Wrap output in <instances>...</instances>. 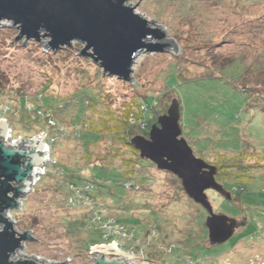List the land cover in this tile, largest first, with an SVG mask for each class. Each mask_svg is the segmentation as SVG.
<instances>
[{
  "label": "rangeland",
  "instance_id": "rangeland-1",
  "mask_svg": "<svg viewBox=\"0 0 264 264\" xmlns=\"http://www.w3.org/2000/svg\"><path fill=\"white\" fill-rule=\"evenodd\" d=\"M217 2L133 0L132 3H140L141 14H152V20L162 22L168 37H174L182 48L178 53L168 49L141 54L134 66L132 82L104 75L101 67L78 53L77 42L74 47L53 53L37 40H14L19 29L10 20H3L0 99L8 101L10 92L22 91L31 100L42 92L59 118L86 116L97 121L107 117L114 123L116 116H126L135 110V100L141 96H156L157 100L160 97L156 110L161 114L167 112L175 96L181 105L182 135L195 155L219 166L218 163H227L231 157L235 159L248 151L247 159L238 162L237 171L244 172L242 165L258 163L257 159L264 157V0ZM89 99L91 103L87 105ZM154 115L148 114L150 126L158 120V115L157 118ZM10 118L17 129L12 138L18 139V135L23 138L27 133L22 130L23 124L15 117ZM131 120L145 128L144 122L133 117ZM97 137L86 136L83 146L76 138L59 139L55 148L59 154L55 157L68 167L74 165L76 172L81 173L76 181L91 175L96 180L113 178L117 171L109 163L119 165L124 159L134 161L135 173L154 178L144 184L146 191L127 190L116 184L110 186L112 192L101 187L111 204L106 218L111 214L123 215L124 208V215L131 222L118 225L112 232L114 235L104 241L92 219L96 211L90 208V213L84 204L75 206L76 199L61 194L55 178L45 177L39 184L40 177L24 199V209L11 212L19 230H30L37 237L26 241L18 256L38 257L48 263L94 264L92 257L98 252L92 251L93 246L114 241L120 250L134 256L130 259L111 253L107 255L110 259L121 258L135 264H185L179 259L190 258L188 248L195 242L191 255L195 264H264V169L251 171L253 178L247 181L242 200L238 189L232 194L235 201L217 191H207L214 211L236 218L240 225L227 241L207 240L204 244L200 230L207 215L202 205L185 195L181 179L158 169L154 163L139 164V155L114 141L108 132L92 144ZM10 138L8 142H12ZM50 153L51 160L44 166L47 173L40 176L48 175V167L56 161L52 150ZM55 169L51 167L49 171L53 173ZM226 170L221 172L225 181H235L228 178ZM106 222L101 223L103 227L106 224L103 236L111 234L109 229L115 224ZM123 227L130 233L123 231ZM173 231L176 237L172 236ZM127 234H131L128 239ZM171 250L173 257L169 255Z\"/></svg>",
  "mask_w": 264,
  "mask_h": 264
},
{
  "label": "water",
  "instance_id": "water-1",
  "mask_svg": "<svg viewBox=\"0 0 264 264\" xmlns=\"http://www.w3.org/2000/svg\"><path fill=\"white\" fill-rule=\"evenodd\" d=\"M133 0H0V27L10 20L19 29L14 40H37L54 52L80 43L78 53L90 58L102 68L104 75L133 81L134 66L143 53H178L182 46L168 37L166 27L152 20V14H141L140 3ZM76 48V47H75ZM181 110L173 100L165 114L158 117L149 130V137L138 134L131 143L140 156L158 169L169 171L181 179L186 193L208 211L207 227L212 243L230 239L240 223L236 218L215 212L208 190L231 198L217 180L218 167L195 155L182 135ZM27 140L32 146L9 143L12 128L6 118H0V264H66L48 263L38 257L17 255L26 241L35 240L30 230L21 231L12 218V210L23 209L24 199L39 180L40 167L47 163L48 148L43 136ZM94 264H135L107 255H127L113 241L97 244Z\"/></svg>",
  "mask_w": 264,
  "mask_h": 264
},
{
  "label": "trees",
  "instance_id": "trees-1",
  "mask_svg": "<svg viewBox=\"0 0 264 264\" xmlns=\"http://www.w3.org/2000/svg\"><path fill=\"white\" fill-rule=\"evenodd\" d=\"M214 1L218 3L217 0H214ZM75 45L78 51L82 47L81 45L79 46L78 43L77 44L75 43ZM10 94H11L9 98L10 100L8 99L7 101V99L5 100V98L0 99V106H1L0 115H2V117H6V118L8 117L7 119L9 121L10 127L12 128V132H13L12 137H15L14 132L17 129L14 127L12 118L9 119V116L15 117V120L17 119L16 121L23 124L22 130L27 132L24 137L31 138L38 134H42V133L47 134L48 140L50 138L55 137L53 141H50V147L53 153L52 156L56 159V161L53 160V163H51L50 165L51 167H54L57 169H55V172L52 173L51 171H49L51 167H48V175H42L41 181L39 182V184L44 180L45 177L47 179L55 178L56 184L58 188L60 189L61 194H63L64 196L72 195V197L76 199L77 203H75V206H77L78 204L79 206H82V204H84L85 208L89 209L90 213L92 212L91 209H93V211L95 210L96 213L92 215V219L97 223L95 230H97L100 233L101 238L104 241L110 238V236L108 237L103 236V233L106 232V229L101 225L102 222L107 223L106 220H110V221H113L116 225H121V224H125L126 222L127 223L131 222L129 218L124 215V211H125L124 208L122 211V214L124 216L123 215L115 216V214H111L110 218H106L107 208L111 209V204L107 202L108 196H105L104 192H102L101 190V187H108L109 188L108 190L112 192V189L110 188V186H112L113 184H116L117 186L124 187L127 190H133V191L137 190V192L146 191L144 188L145 187L144 184L149 183V180L154 179V178H152L151 176L145 177L143 173H135L133 171L134 169L132 168L133 167L132 165H134V161L130 159H124L122 160V163H120L119 165H115L113 162L109 163V165H112V167L117 171L116 176H114L113 178L97 177V180H96L95 177H93L92 175L89 178L83 177L81 175L82 180L76 181V179L80 176L81 173L78 174L76 172V169L74 168L73 164H72L73 167H70V166L68 167L66 164L59 162L58 158L55 157V154L56 155L59 154L58 151L55 150V148H57V146L59 145L60 140L71 138V137L74 139L76 138V140H79L81 145L83 146L84 139L88 135L98 136L97 138L92 139V144H95L97 140H100L103 137V134L105 132H108L109 135L113 137L114 141L119 142V144H122L127 148H131L132 151H134L135 153H137V155H139V158H138L139 164L140 163L146 164L147 162H151L140 156V152L131 143V139L133 136L138 135V134H141L144 136L148 135V129L152 125L150 126V122L147 117L150 112L154 113L155 114L154 116L156 118H157V115L158 117L159 115H161V111L156 110V108L159 105V101L161 102L160 97H159V100H157L156 96H149V95L141 96L139 99L135 100L136 107H137L135 110L129 112L126 116H116L115 119L113 118L115 122L110 123L111 120L110 121L107 120V117L98 118L97 121L93 120L91 117H86L85 115H84L85 116L84 119L80 117L78 119H70V120H64L62 118H59L58 114L56 113V109L54 108L53 105L49 104V102L45 101V98L43 96L44 94L42 92L39 93L38 96L32 98L31 100L28 97V95L23 93L22 91H14L13 93L10 92ZM12 95L14 97H11ZM175 98L176 97L174 96L173 100ZM175 100L178 101L177 98ZM83 101L85 104V99ZM90 103H91V100L89 99L87 101V105H89ZM5 105H7L8 110L4 111ZM3 107L4 109H2ZM180 110H181V105H180ZM132 117L135 119H138L139 120L138 122H144L145 128H140L139 123H136V121L131 120ZM20 136L21 135H18L19 138ZM90 145H88V148ZM88 148L86 151H89ZM247 153L248 151H244L240 153V155L236 157L235 159H232L233 157H231L230 159H228L227 163L220 162L218 163L219 166H217L218 167V174L216 176L217 180L221 184H223L224 188L227 191L230 192L231 194L230 199L232 201L236 200L232 194L234 191L236 192L237 189H238L237 194L239 195V197H241V200H242V194L247 190V186H248L247 181L249 180L251 176L252 177L250 179L253 178L251 171L257 168L264 169V161L262 162L264 157H262V159H257L258 163L242 165L241 167L245 169L244 172L241 170L240 172L237 171V169H239L240 167V165H238V162L240 163V162L245 161L247 159L246 158ZM262 155L264 156V153H262ZM86 162L89 164L88 160H86ZM130 163H131V166H130ZM98 165L104 166L105 164H94L93 166H98ZM225 167L228 169L226 170ZM223 170H226L228 172V178L230 176V179L232 180L235 179V181H232V182L227 181V180L225 181V178L221 175V172ZM238 181H240L241 183H239ZM74 188L78 189L79 191L76 192ZM262 192H264L263 188H262ZM76 193L79 194L80 197L77 196ZM185 195L189 197L187 193ZM182 200L184 201L185 198H183ZM69 202L70 201L67 202L68 205H69ZM112 202L116 203L115 200H113ZM119 203H118V206H121V204ZM201 207L203 210H205V215H207L205 216L206 217L205 223L203 225L204 228L200 230V235H202L204 239L202 243L206 244L205 241L207 240H209V242L212 243L211 238H210L209 229L206 224L208 214H206V209H204L203 206ZM126 209H128V211H131L130 208H126ZM125 228L123 227L124 229L123 231L130 233V230L128 229L127 231L125 230ZM176 234L177 233L173 231L172 236L176 237L177 236ZM129 235L131 234L126 235L127 236L126 239H128ZM90 246H88L87 248H90ZM195 247H196V244L195 242H193L191 244V247L188 248L189 249L188 255L190 258L185 257V259H179V261L181 263L184 262L185 264H189V263L195 264V261H193L195 259L191 256L192 251L193 249H195ZM171 251L172 253H170L169 255L173 257L174 252L173 250Z\"/></svg>",
  "mask_w": 264,
  "mask_h": 264
},
{
  "label": "built area",
  "instance_id": "built-area-1",
  "mask_svg": "<svg viewBox=\"0 0 264 264\" xmlns=\"http://www.w3.org/2000/svg\"><path fill=\"white\" fill-rule=\"evenodd\" d=\"M42 135H43V133L42 134H39V135H36V136H38V138H42ZM10 139H13L12 140V142H9V143H13V144H16L19 140H23L24 141V143H23V145H27V146H32L31 145V143L27 140L28 138H12V136H11V138ZM43 139H44V142L46 143V146H47V148H48V157H49V159L48 160H51V153H50V151H51V147H50V141H53L54 139H55V137H53V138H50L49 140H48V138H47V134H45L44 136H43ZM47 160V161H48ZM40 169V171H42L43 170V172H41V174H43V173H45V167H43V168H39ZM40 174V175H41ZM41 177V176H40ZM40 177H39V179H40ZM78 196L80 197V195L78 194ZM103 226V225H102ZM105 226H106V224H105ZM104 226V228H106ZM112 228H110L109 230L111 231V234H108V235H105L106 237H108L109 235H113L114 233H112V232H115L116 231V229H118V225H116V224H114V225H112L111 226ZM127 256V255H126ZM126 258H128V256L126 257ZM130 258V257H129ZM131 259V258H130Z\"/></svg>",
  "mask_w": 264,
  "mask_h": 264
}]
</instances>
